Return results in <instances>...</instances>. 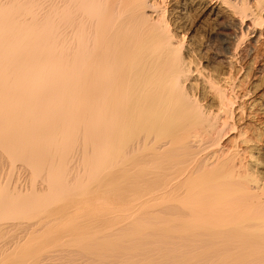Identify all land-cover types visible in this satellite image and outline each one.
I'll return each mask as SVG.
<instances>
[{
    "label": "bare ground",
    "instance_id": "1",
    "mask_svg": "<svg viewBox=\"0 0 264 264\" xmlns=\"http://www.w3.org/2000/svg\"><path fill=\"white\" fill-rule=\"evenodd\" d=\"M263 85L264 0H0V264H264Z\"/></svg>",
    "mask_w": 264,
    "mask_h": 264
},
{
    "label": "rangeland",
    "instance_id": "2",
    "mask_svg": "<svg viewBox=\"0 0 264 264\" xmlns=\"http://www.w3.org/2000/svg\"><path fill=\"white\" fill-rule=\"evenodd\" d=\"M201 25H203V23H201L199 20H196L194 22V28L197 29L198 33L202 31ZM263 87H264V85H263ZM7 170H8L7 167L2 166V168L0 169V175H3V174L6 175L7 172H5V171H7Z\"/></svg>",
    "mask_w": 264,
    "mask_h": 264
}]
</instances>
